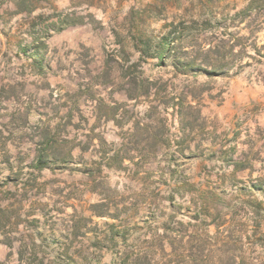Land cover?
<instances>
[{"label":"rangeland","instance_id":"obj_1","mask_svg":"<svg viewBox=\"0 0 264 264\" xmlns=\"http://www.w3.org/2000/svg\"><path fill=\"white\" fill-rule=\"evenodd\" d=\"M141 251L264 264V0H0V264Z\"/></svg>","mask_w":264,"mask_h":264},{"label":"trees","instance_id":"obj_2","mask_svg":"<svg viewBox=\"0 0 264 264\" xmlns=\"http://www.w3.org/2000/svg\"><path fill=\"white\" fill-rule=\"evenodd\" d=\"M164 47L167 48L168 47V43H165ZM163 50H164V48H163ZM144 252L145 251H141V252H137V253H133V254L127 255L125 257L126 258L125 260H121V261H118V262H114V264H142V262H141L142 257H146V255L143 256L144 255ZM179 256L180 255H177V257H179ZM179 258H180V261L178 262V264H190V262H191L190 261V258H191L190 256H187V255L183 256V255H181Z\"/></svg>","mask_w":264,"mask_h":264}]
</instances>
